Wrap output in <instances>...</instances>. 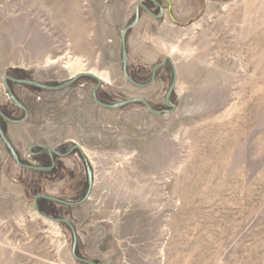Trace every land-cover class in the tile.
<instances>
[{"label": "rangeland", "instance_id": "374dc122", "mask_svg": "<svg viewBox=\"0 0 264 264\" xmlns=\"http://www.w3.org/2000/svg\"><path fill=\"white\" fill-rule=\"evenodd\" d=\"M157 1L165 16L141 9L127 35L128 72L148 84L177 50L173 113L155 115L140 103L100 107L90 78L58 92L8 82L29 119H2V127L34 167L52 165L47 149L66 154L77 143L88 152L90 199L75 207L38 202L43 214L75 226L79 257L264 264V0H176L172 12ZM139 4L161 13L152 0H0V110L14 121L26 116L6 77L60 86L74 76L71 58H81L84 69L110 79L98 91L102 103L142 98L170 111L169 63L145 89L123 72L122 32ZM56 162L51 172L23 169L0 137V264H83L73 257L69 227L36 215L38 194L79 202L88 193L79 152Z\"/></svg>", "mask_w": 264, "mask_h": 264}, {"label": "water", "instance_id": "95a60500", "mask_svg": "<svg viewBox=\"0 0 264 264\" xmlns=\"http://www.w3.org/2000/svg\"><path fill=\"white\" fill-rule=\"evenodd\" d=\"M153 3L161 10V13L159 16H156L152 13V11L144 4H139L137 6V11H136V17H135V21L134 23H132L131 25H129L123 32H122V56H123V61H124V75L126 77V79L135 87L139 88V89H145V88H149L151 87L157 78V73L159 71V69L163 68L164 66H166L168 63L171 65L172 67V71H173V83L172 86L169 90V93L167 95L166 98V102L167 105L171 108V110H163V111H156L155 109H153V107L151 106V104L146 101L145 99L142 98H136L134 100H130V101H125L119 104H115V105H108L105 103H102L99 99H98V91L103 87V82L101 81V79L99 77H97L96 75H80L77 76L73 79H69L66 83H64L63 85L60 86H48V85H43L41 83H37L35 81H31V80H16L13 79L11 77H6L5 78V86L8 90V93L13 101V103L19 108L21 109L25 114V118L19 121H14L9 119L8 117L5 116V114L2 112V110H0V137L3 141V143L5 144V146L7 147L8 151L10 152V154L12 155V157L14 158L15 162L17 163V165H19L20 167H22L23 169H28V170H33V171H38V172H51L53 170H55L56 166H57V162H56V157H59L60 159H67L69 157H71V155L75 154L76 152H79L81 157L83 158L85 165H86V170H87V175H88V179H89V190L88 193L86 194V196L79 202H69V201H65L63 199H59L56 197H51L48 195H44V194H38L35 197V206H36V210L37 213L46 220H49L51 222H55L58 224H64L66 226L69 227V229L72 232V236H73V257L83 263V264H97L91 260L88 259H84L78 256L77 254V247H78V233L76 231L75 226L68 220L66 219H59V218H53L50 216H47L45 214H43L39 207H38V202L39 200H46V201H50L56 204H60L63 206H68V207H75V206H80L85 204L91 197L93 189H94V174H93V169H92V165L89 161V159L87 158V156L84 154L82 147L77 144L74 143L73 147L71 148V150L66 153H60L58 151H56L55 149H47V152L51 158L52 161V165L50 167H34L31 166L29 164H24L21 159L19 154L17 153V151L15 150V148L13 147L12 143L10 142L9 138L7 137V134L5 133L3 127H2V123L1 120H5L7 122H10L12 124H23L26 121H28L29 119V110L19 101V99L15 96L13 90L11 89V87H9L8 82H12V83H16V84H20V85H28V86H32L36 89L39 90H45V91H52V92H58V91H62L65 90L69 87H71L72 85H74L79 79L82 78H90L93 79L95 81L98 82V87L96 88V90L93 92V97L95 102L100 106L103 107L105 109H109V110H115V109H120V108H124V107H128L131 106L133 104L136 103H140L142 105H144L151 113L155 114V115H163V114H169V113H173L175 111V107L173 105H171V103L169 102V99L171 97V95L175 92L177 85H178V79H179V74H178V69L176 66L175 61L173 60L172 57H167L165 58L164 62L157 65L154 70H153V79L150 83L148 84H140L138 82H136L134 79H132L129 75L128 72V62H129V53H128V41H127V35L129 33L130 30H132L133 28H135L141 19V14H140V10L144 9L145 11H147L152 17H155L157 19L162 18L165 16L166 10L164 9L163 5H161L157 0H152Z\"/></svg>", "mask_w": 264, "mask_h": 264}, {"label": "bare ground", "instance_id": "6f19581e", "mask_svg": "<svg viewBox=\"0 0 264 264\" xmlns=\"http://www.w3.org/2000/svg\"><path fill=\"white\" fill-rule=\"evenodd\" d=\"M199 28V27H198ZM177 53V50H173L170 55L168 57H173L175 54ZM61 59H57V60H49V64L50 65H55L57 64ZM69 65L67 68L69 69H72L75 71L74 73V76L73 77H76V76H79V75H96L97 77H99L101 79L102 82L104 83H110V79L108 77V75L102 73V72H99L97 70H86L84 69L85 65H84V62L81 58H76L75 60L73 58H71V60L69 61V63L67 64ZM78 72V73H77ZM73 77L71 79H73ZM84 151V154H86L88 156V152L83 149ZM89 157V156H88ZM90 158V157H89ZM36 215H39L37 212H36ZM40 216V215H39ZM46 220V219H45ZM48 224L51 225V227L55 228L56 225L55 224H58V223H55V222H51L49 220H47ZM55 223V224H54ZM54 231V230H53ZM55 232V231H54ZM57 233V232H56ZM58 234V233H57Z\"/></svg>", "mask_w": 264, "mask_h": 264}, {"label": "crops", "instance_id": "0c3cea01", "mask_svg": "<svg viewBox=\"0 0 264 264\" xmlns=\"http://www.w3.org/2000/svg\"><path fill=\"white\" fill-rule=\"evenodd\" d=\"M163 1H165L166 3H168V7H169V11L170 12H172V10H171V6H174V8H175V6H176V4H177V2H176V0H163Z\"/></svg>", "mask_w": 264, "mask_h": 264}, {"label": "flooded vegetation", "instance_id": "af4514ba", "mask_svg": "<svg viewBox=\"0 0 264 264\" xmlns=\"http://www.w3.org/2000/svg\"><path fill=\"white\" fill-rule=\"evenodd\" d=\"M79 76H80V75H79ZM76 77H77V76H76ZM73 78H75V77H73ZM81 147H82V146H81ZM83 149H84V148L82 147V150H83ZM83 152H84V151H83ZM85 155H86V154H85ZM86 156H87V155H86ZM88 156H89V155H88ZM88 156H87V158L90 159Z\"/></svg>", "mask_w": 264, "mask_h": 264}]
</instances>
